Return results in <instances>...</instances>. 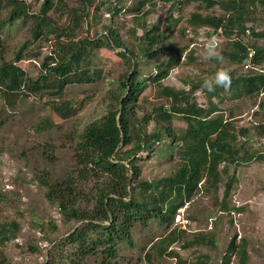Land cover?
I'll return each mask as SVG.
<instances>
[{
	"label": "rangeland",
	"instance_id": "obj_1",
	"mask_svg": "<svg viewBox=\"0 0 264 264\" xmlns=\"http://www.w3.org/2000/svg\"><path fill=\"white\" fill-rule=\"evenodd\" d=\"M25 1L30 5V14L37 15L42 0ZM85 6L82 23L85 30H78V37L86 33L96 39L107 32L103 30L95 34V31L88 29L86 16L94 11L99 21L108 23L126 45L91 52L92 68L99 69V75L92 74L94 79L89 82H68L59 93L52 91L57 89L54 86L36 92L27 90V97L15 101L13 106L8 103L0 86V224L15 221L19 225V230L12 231L13 236L7 242H0V264H47L52 253L60 255V241L78 223L74 219H64L57 205L46 198L38 175L48 168L55 175H65L67 171L74 170L73 155L78 136L87 125L104 115L110 106H121L127 90L120 86V81L126 74L131 75L135 67L139 71V79L144 81L134 104L138 116L143 113L152 115L157 106L167 104L166 98L160 94L162 86L187 90L191 83L204 81L220 68L230 73L235 85L236 77L250 72L249 61L232 63L223 51L230 49V42L234 38L238 37L249 44L253 41L252 36L235 33L227 37L220 32L209 34L205 27L190 32L187 19L191 12L199 9L203 15L219 14L222 10L217 5L207 8L197 0H148L136 12L133 9L137 7V0H95L92 5L88 3ZM85 6L82 0H62L61 10L51 9L47 15L55 21L54 24L61 25L68 20L67 7ZM248 11L251 15L249 19V16L245 18V26L253 28L255 32H263L264 7L255 2ZM8 14L9 7L1 9L0 64L12 61L25 42L24 59L17 64L25 70L27 80L41 81V74L44 73L42 63L49 60L45 57L58 58L62 54L59 46L66 43L67 38L57 40L51 34L45 40H33L34 16L15 20L11 24L3 23ZM135 15H138V23L143 22L146 29L154 27V32L163 33L170 23L172 27L164 31L162 44L171 51L185 48L181 63L159 83H152L149 77L163 63L165 56L143 54L139 48L143 40V27L138 24L140 30H137ZM101 22L96 26L98 30ZM213 36L216 37L220 60L204 59L202 55L204 44ZM255 40L264 43V37ZM127 49L133 51L135 59L129 51L127 54L132 58V63L137 62L136 65L130 66L119 53ZM189 54L193 60L186 59ZM257 67L264 69V63ZM217 88L218 96L211 98L206 90L201 92L198 88L193 92L194 99L205 109L211 104L216 105L218 111L212 115L221 114L232 122L230 131L240 144L237 146L239 152L226 162V171L221 174V181L216 187L202 183L191 199L177 209L172 221L155 218L145 225L135 223L131 231L132 244L126 241L120 243L115 264H221L225 248L235 233L238 238L247 241L246 264H264V129L259 127L260 123L264 124V116H260V113H264V91L258 95H235L233 87L227 90ZM51 99L68 101L75 111L69 117H62L51 108ZM45 120L51 121L52 125L44 124ZM151 127L152 122L149 121L147 129ZM172 127L177 133L183 132L186 122L175 115ZM165 145L156 143L152 151L138 155L140 178L150 180L173 173L180 146L176 144L168 153L165 150L168 146ZM223 166V163L220 164L219 169ZM225 183H229L227 195ZM224 194L229 211L221 207ZM173 227L186 231L183 239L170 246L177 256L158 257L154 248L149 247L150 242ZM198 233H205L203 243L183 245V241L192 239ZM65 251L67 249L63 247L62 253ZM1 257L5 258L3 263ZM53 264H67V260L56 259ZM230 264H237V258L232 257Z\"/></svg>",
	"mask_w": 264,
	"mask_h": 264
},
{
	"label": "trees",
	"instance_id": "obj_2",
	"mask_svg": "<svg viewBox=\"0 0 264 264\" xmlns=\"http://www.w3.org/2000/svg\"><path fill=\"white\" fill-rule=\"evenodd\" d=\"M147 1L137 0V7L133 12ZM197 1L204 3L207 8L217 5L222 12L203 15L199 9L194 10L187 19L190 32L205 27L209 34L220 32L228 37L236 33L253 37L249 44L236 37L231 40L230 49L223 51L232 63H242L249 59L250 72L236 77L235 85L231 80L230 88L235 89L233 94L258 95L264 91V69L257 67L264 63V43L255 40L264 37V31L255 32L244 24L245 18L251 15L248 8L255 2L264 7V0ZM82 2L84 6L88 3L92 5L95 0ZM103 3L105 2H101ZM61 4L62 0H42L37 15H34L30 14V5L25 0H0V11L9 7V14L3 23L11 24L15 20L34 16L35 22L31 32L33 40H45L51 34H54L57 40L67 38V42L59 46L62 54H59L58 58L48 55L45 57L49 60L42 63L44 73L41 74V81L27 80L25 70L17 64L24 59L25 42L12 61L0 64V86L11 106L15 101L27 97V90L36 92L54 86L57 89L52 91L59 93L64 84L73 80H93L91 75H99L100 70L92 68L91 52L101 48L126 46L108 23L99 21L94 11L87 13L88 29L95 31V34L103 30L107 32L96 39L86 33L78 37L77 31L84 29L82 23L86 6L67 7L68 20L61 25L54 24L55 21L50 20L47 14L51 9L60 11ZM95 10L97 11V8ZM135 20L137 30H140L138 24L143 27V40L139 47L143 54L165 56L163 63H160L155 73L149 77L152 83H159L168 76L171 69L181 63L185 48L171 51L162 44L164 31L172 27L170 23L163 33H159L153 31L154 27L146 29L143 22L138 23V15H135ZM100 22L98 30L96 26ZM250 50L253 52L248 58ZM128 51L133 54L130 49L119 53L128 60L130 66L136 65V61L132 63ZM132 57L135 59L134 54ZM186 59L193 60L192 55L189 54ZM138 72L135 67L131 75L126 74L120 81V86L127 90L121 106H110L104 115L87 125L78 136L73 155L74 170L67 171L65 175H55L48 168L40 171L41 175H38L39 182L45 188L46 198L57 205L64 219H74L78 223L60 241V255L52 253L47 264H53L56 259L61 258L66 259L67 264H115L120 243L126 241L132 244L131 231L135 223L145 225L155 218L172 221L177 209L191 199L202 183L207 182L210 187H216L221 181V174L226 171V162L239 152L237 146L240 144H237L236 136L230 131L232 122L221 114L212 115L218 111L216 105L211 104L205 109L196 103L193 92L201 89L203 81L191 83L187 90L162 86L160 94L166 98L167 104L157 106L152 115L143 113L138 116L134 104L144 83L139 79ZM217 90L219 89L215 88L212 92H206L209 97L218 96ZM49 103L62 117H69L75 111L68 101L51 99ZM175 115L181 116L186 122L183 132L177 133L172 127ZM260 116H264V113H260ZM149 121L152 122L150 130L147 129ZM44 124L52 125V122L45 120ZM259 127L263 130L264 124L260 123ZM156 143L167 144L165 146L168 148L165 150L168 153L176 144L180 146L176 167L169 176L150 180L140 178L138 155L152 151ZM222 163L224 166L219 169ZM225 186L227 195L229 183H225ZM225 194L221 207L229 211ZM17 230L19 225L15 221L1 223L0 242H7L10 236H13L12 231ZM185 232L173 227L165 235L151 241L149 247L154 248L158 257L177 256V252L170 249V246L183 239ZM205 240V233H198L192 239L183 241V245L191 246ZM246 243L244 238H238L237 233L233 234L222 255L221 264H230L232 257L237 258V264H246ZM63 247L67 249L65 253H62ZM145 254L149 257L147 251ZM4 259L1 257L2 263Z\"/></svg>",
	"mask_w": 264,
	"mask_h": 264
},
{
	"label": "clouds",
	"instance_id": "obj_3",
	"mask_svg": "<svg viewBox=\"0 0 264 264\" xmlns=\"http://www.w3.org/2000/svg\"><path fill=\"white\" fill-rule=\"evenodd\" d=\"M216 47V37L213 36L204 44V51L202 53L203 58L220 60L221 57L217 52ZM231 82L230 73L226 69L220 68L217 69L214 74L204 79L200 91L203 92L207 90L208 92H212L216 87H222L227 90L231 86Z\"/></svg>",
	"mask_w": 264,
	"mask_h": 264
},
{
	"label": "built area",
	"instance_id": "obj_4",
	"mask_svg": "<svg viewBox=\"0 0 264 264\" xmlns=\"http://www.w3.org/2000/svg\"><path fill=\"white\" fill-rule=\"evenodd\" d=\"M252 52H253L252 50L249 51L248 58L251 57ZM247 61H249V59H247ZM246 63H248V62H246Z\"/></svg>",
	"mask_w": 264,
	"mask_h": 264
}]
</instances>
